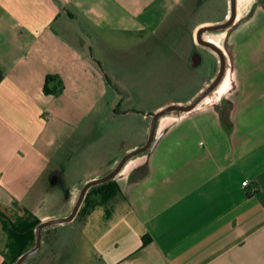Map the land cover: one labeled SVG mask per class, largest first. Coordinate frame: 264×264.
I'll return each instance as SVG.
<instances>
[{"label": "crops", "instance_id": "1", "mask_svg": "<svg viewBox=\"0 0 264 264\" xmlns=\"http://www.w3.org/2000/svg\"><path fill=\"white\" fill-rule=\"evenodd\" d=\"M215 1L0 0V214L23 209L39 222L67 216L85 183L146 142L153 113L144 115L135 143L68 193L70 206L45 208L64 183L61 159L52 155L58 103L69 87L105 81L104 72L119 83L127 40L138 54L175 56L177 71L210 65L196 90L155 112L203 91L220 62L196 33L228 20L230 0L218 18L188 23ZM203 38L224 52L219 83L193 109L161 115L150 147L110 180L116 195L92 194L73 220L43 228L34 255L52 248L53 229L70 227L63 241L75 264H264V0H236L233 23ZM173 39L184 42L173 47Z\"/></svg>", "mask_w": 264, "mask_h": 264}, {"label": "rangeland", "instance_id": "2", "mask_svg": "<svg viewBox=\"0 0 264 264\" xmlns=\"http://www.w3.org/2000/svg\"><path fill=\"white\" fill-rule=\"evenodd\" d=\"M222 9L223 0H216L213 10L207 9L206 14L190 16V28L196 21L212 15L218 18ZM172 41L173 47L178 46V41L184 42L177 39ZM133 42L127 40L125 46V70L116 71L121 76L123 74L119 83L116 77L113 78L114 74L104 72L105 81H95L92 87H69L68 97H61L57 106L62 114L61 126L55 135L57 149L52 151L55 153L52 155L59 161L61 159L59 166L64 183L58 187L51 201L45 204L46 209L63 211L70 206L67 198L70 191L80 186L87 176L106 170L123 147L137 141L143 132L144 115L155 113V109L169 98H181L193 92L208 76V62L196 69L177 71L175 56L138 54ZM122 55L118 56L121 60ZM140 59L144 63L138 65ZM86 90L88 92L84 93ZM84 98H88V101H84ZM72 208L73 205L70 211ZM3 212L0 214V250L6 262L14 264L18 248L8 226L10 223L20 224L28 216L21 209ZM69 230L70 227L53 229L50 232L52 248L41 256L32 255L23 264H75L70 261L68 243L64 245L63 241H68L65 235H69ZM59 235L62 243L57 246Z\"/></svg>", "mask_w": 264, "mask_h": 264}, {"label": "water", "instance_id": "3", "mask_svg": "<svg viewBox=\"0 0 264 264\" xmlns=\"http://www.w3.org/2000/svg\"><path fill=\"white\" fill-rule=\"evenodd\" d=\"M230 8H231V14H230V17L228 20H226L225 22L220 23V24L202 27L198 30L197 35H196L197 42L199 44L212 49L213 51H215L217 53V55L219 57V61H220L219 70H218V73H217L216 77L214 78V80L203 91H201L198 95H196L188 104H186V105L170 104V105L166 106L165 108L153 113L152 119H151V124H150V131H149L148 138H147L146 142L141 147L125 154L121 158V160L119 161L118 165L113 170H111L109 173H107L106 175H104L100 178H96V179H93V180L85 183L80 190L79 196H78L71 212L67 216L59 217V218H53V219H50L47 221L39 222L35 227L34 245L31 248H29L28 250H26L25 252H23L16 259L14 264H23L24 261H26L29 257H31L32 255L36 254L39 251V249L41 247V238H42L43 228L50 226V225L65 223V222H69V221L73 220L74 217L79 212V209H80V207H81V205H82V203L86 197L87 191L91 187L106 183V182L110 181L111 179H113L117 175V173L121 170V168L125 164V162L130 157H132L135 154L146 151L150 147V145L153 141V138H154L157 119L161 115L169 113V112H173V111H180V112L189 111V110L193 109L204 97H206L215 88V86L221 80V78L224 74V71H225V55H224L223 50L219 46H217L215 43H213L210 40L204 39L203 34L207 31L221 30V29H224V28H227L228 26H230L233 23V21L235 20V16H236V0H230Z\"/></svg>", "mask_w": 264, "mask_h": 264}, {"label": "trees", "instance_id": "4", "mask_svg": "<svg viewBox=\"0 0 264 264\" xmlns=\"http://www.w3.org/2000/svg\"><path fill=\"white\" fill-rule=\"evenodd\" d=\"M53 78L51 76L47 77V80L45 82L44 91L46 93H49L50 90L48 88V82H50ZM118 189L114 182L110 181L100 187L92 189L88 195L85 198L84 207L88 206L89 204V196L92 194L99 195L101 201H107L113 196L116 195ZM82 210V209H81ZM79 211V213L81 212ZM22 212L25 213V210L21 209ZM3 216V215H2ZM28 218H26L23 222L20 224L14 225L10 223L11 225L8 226V231L11 234L15 246L18 248V255L16 258H18L23 252L28 250L33 246V242L35 239V227L39 223L38 220L32 219L29 214H27ZM31 218V219H30ZM1 264H8L6 260H4Z\"/></svg>", "mask_w": 264, "mask_h": 264}, {"label": "built area", "instance_id": "5", "mask_svg": "<svg viewBox=\"0 0 264 264\" xmlns=\"http://www.w3.org/2000/svg\"><path fill=\"white\" fill-rule=\"evenodd\" d=\"M242 186H243V187H247V186H249V182H248V180L243 181V182H242Z\"/></svg>", "mask_w": 264, "mask_h": 264}]
</instances>
